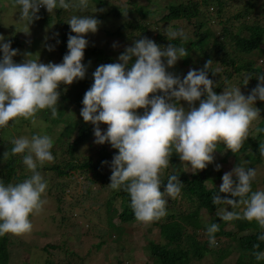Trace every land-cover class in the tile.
Wrapping results in <instances>:
<instances>
[{
    "label": "clouds",
    "instance_id": "clouds-1",
    "mask_svg": "<svg viewBox=\"0 0 264 264\" xmlns=\"http://www.w3.org/2000/svg\"><path fill=\"white\" fill-rule=\"evenodd\" d=\"M15 4L20 9L18 19L30 26L39 19L41 7L51 14L57 9L85 10L90 0H15ZM96 11L97 7L93 13ZM66 22L76 35L69 34L68 51L61 63L45 64L40 57L32 59L29 55L23 63H15L13 57L17 50L0 34L3 53L0 57V129L8 127L10 122L18 123L19 118L29 120L36 127V114L45 109L50 110L52 119L57 118L61 84L71 85L85 78L88 66L83 60L89 44L85 35L96 33L101 22L92 14L73 15ZM22 31L28 33L29 28ZM165 35L170 41L189 39L183 28H169ZM48 47L53 50V46ZM187 56L182 43L162 47L148 37L135 39L119 55V62L102 64L95 69L94 82L82 100L80 115L95 126L94 143H109L119 150L111 161V182L107 186L127 192L135 219L145 224L167 215L165 197L176 199L181 194L183 184L178 174L170 175L166 184L161 181L162 171L169 166L173 154L187 162L193 173L198 172L213 161L218 144L238 153L248 138L251 124L260 117V109L253 105L257 98L264 101V74H258L259 83L247 97L242 94L241 86H225L217 93L214 91L217 84L209 78V72L219 73L212 68V60L201 69H190L183 79L167 71ZM150 94L155 95L150 97ZM181 101H186L189 107L186 109ZM141 108L143 114L137 111ZM101 123L107 124L106 131H102ZM11 143V154H23L22 163L31 175L15 184L0 180V236L31 233L30 216L42 212L46 204L42 197L47 182L40 169L55 160L54 141L47 134L22 136ZM259 152L264 156V143L260 144ZM7 155L8 152L4 157ZM256 176L257 169L246 167L241 161L222 176L212 203L231 206V210H217L216 215L224 222L256 221L264 230V190L253 191ZM219 193H230L239 199L221 197ZM242 205V211H236ZM218 231L216 222L206 227L209 246H216ZM258 240L264 242V231ZM254 248L259 249L260 244ZM253 256L258 264L264 261V251H254Z\"/></svg>",
    "mask_w": 264,
    "mask_h": 264
},
{
    "label": "trees",
    "instance_id": "trees-1",
    "mask_svg": "<svg viewBox=\"0 0 264 264\" xmlns=\"http://www.w3.org/2000/svg\"><path fill=\"white\" fill-rule=\"evenodd\" d=\"M91 1L101 4V0ZM149 1L148 4H142L139 0H126L122 6H111L112 9L110 11L96 16L99 21H102L107 15L120 18L125 11H128L124 15L126 17L125 22H119L120 24L114 30H105L106 35L111 38L109 41L115 40L121 44L120 47L111 49L105 45H98L89 41L85 49L84 60L95 57L98 65L119 62L118 57L125 51L123 47L130 35L127 28L139 27L144 32L142 33V37L149 38L151 33H157L156 37L150 39L162 47H167L172 43L177 45L182 43V46L188 52V56L182 58L184 62L193 60L195 58L194 53H197L200 56L198 69L203 68L208 60H212V68L218 69L219 73L213 75L209 72V78L217 84V87L214 88V91L217 93L222 92L225 86H236V84H232L234 78L242 73H245L247 76L239 81L238 85L241 86V92L247 91L249 87L255 88L254 84H256L258 74H264V63L259 62V57L264 54V0ZM91 3L85 10L75 7L68 10L57 9L52 14L45 7H41L37 14L39 19H35L31 25L43 28L49 24L54 27L51 36L53 42H57L58 45L57 43H51L49 46H53L52 51L55 54L58 52L54 48L59 49V56L63 59L68 51L67 41L69 34L76 35L75 33H71L70 25L66 21L73 15H91ZM155 13L160 17L152 19L151 16ZM129 15L133 16L134 21L127 22ZM214 20V23L219 24L221 27L218 35H214L217 33L213 28L215 24L213 23L211 26ZM26 27L29 28V32L25 33V38L17 41L16 44L25 45L29 53L38 44V39L32 38L33 27L25 26L23 29ZM169 28L172 30L183 28L189 39L183 42L180 40H168L165 32ZM65 33H68L66 38H64ZM246 33L248 35H245ZM108 44L107 42L106 45ZM96 68L87 69L86 76L82 80L74 81L71 85L61 84V96L58 104L59 114L57 118L52 119L51 112L48 109L41 110L36 114V116L44 118L50 125L54 123V126L56 125L57 127L64 124V132L67 131L70 135L76 132L72 141L65 142V134L61 129V132L55 129L53 131L54 134L60 133L59 139L62 145V155L57 157L53 163L46 164L40 169L41 175L46 180L47 187L49 188H62L64 183L59 182L58 179L65 176L72 177L76 174V171H79V173L86 174L89 177L91 180L89 182L90 186L91 183H101V185H104V188L111 189L107 186L111 182L110 177L112 172L110 164L114 155L119 150L112 147L109 148L107 145L109 143H105L101 144L95 152L82 156L80 149L88 143L95 126L90 128V122L83 121L81 115L78 118H73L68 114L70 111L69 103L71 102L76 103L79 106L78 109H82L84 94L94 82L92 74ZM247 78H249V82L244 85ZM156 94L162 95V93ZM152 95L155 94H150V97ZM137 111L143 113L144 109L141 108ZM101 125L107 126L104 123H101ZM34 134L37 133L30 130L28 135L32 137ZM13 139L11 137L5 138L4 134H0V180H3L6 184L21 182L31 175L22 163L23 154H11L10 150L13 147L11 142ZM261 143H264V120L251 132L249 131L248 138L243 142L239 152L234 153L236 160L239 163L240 161L243 162L246 167H252L260 163L263 164L264 156L259 152ZM222 148H225V146L218 144L216 150ZM53 151H56V149L54 148ZM6 152H8V155L4 157ZM231 153L232 151L229 149V154ZM104 161L108 163H102ZM170 161L173 162L172 166H168L167 169L171 171L168 174H161V181L166 184L170 175H179L183 187L181 194L174 200V203H182L185 205V208L180 206V209L168 212L164 220L155 221L159 226V233L162 238L159 241L152 239L149 242V247L154 257L153 264H190L193 260H199V262L205 264V258L211 255L213 256V260L208 262V264H221L220 262L232 254H239L240 259L238 261L241 264H258L253 256V252L257 250L264 251V242L258 240L259 234L264 230L259 227L256 221L249 222L243 219L230 221L236 230H224L227 222H224L221 217L216 215L218 208L221 210V208L226 206L225 204L217 206L212 203L213 195L222 184V169H212L209 163L205 169L193 173L190 165L181 163L177 154H173ZM50 174L55 175L54 179L57 182L53 178H49ZM207 182H210V186ZM252 189L253 191L256 190L254 181ZM111 190L113 196L107 197V200L105 199L110 227L116 229L118 227L113 221L115 215L119 216L122 223H136L137 220L131 208L129 194L122 189L119 191ZM161 190L163 191V186ZM86 192L89 195L92 193L90 187L86 188ZM99 194L100 192H94L93 195L98 196ZM219 194L221 197L239 199L238 197H231L230 193ZM114 198L120 201L119 206L112 202ZM72 206L74 207V204ZM242 208L243 205L241 208L236 209V211L240 212ZM203 213L214 216L210 223H207L203 219ZM213 222L219 225V231L215 233V238L229 235V239L216 240L217 244L215 247L209 246L206 234V227ZM201 229H203V232ZM121 236L123 234L118 232L116 241L119 243L122 239ZM110 238L112 239V236ZM220 241L221 244L218 246ZM258 243L260 244V248L255 249L254 245ZM12 244L18 246V255L20 256L13 264H32L28 260V256L32 253L30 246L13 237L10 233L0 236V264H11L12 250L10 248ZM58 248L62 249L61 245ZM45 250H48V248ZM121 258L122 256H118L119 264H124ZM259 264H264V261L259 262Z\"/></svg>",
    "mask_w": 264,
    "mask_h": 264
},
{
    "label": "rangeland",
    "instance_id": "rangeland-1",
    "mask_svg": "<svg viewBox=\"0 0 264 264\" xmlns=\"http://www.w3.org/2000/svg\"><path fill=\"white\" fill-rule=\"evenodd\" d=\"M125 1L126 0H101V4L91 1L90 13L96 17L103 12L106 13L110 11L112 7L116 5L122 6ZM139 2L142 4H148L150 1L139 0ZM96 7L97 11L93 13ZM19 11V6L15 4V0H0V34L5 37L6 41L10 40L12 48L17 50V54L13 57V61L18 64L23 63L29 55L32 59L40 57V61L45 64L48 62L61 63L63 59L59 56L60 50L54 48L56 52H58L55 54V52L53 53L52 50L50 51L48 47L51 43H57L53 42L51 36V34H53L52 29L54 28L52 25L47 24L43 28H40L37 25H30V27H33L34 30L32 38L34 37L38 39V44H36V47H34L32 52L28 53L25 45L16 44L17 41H21V39L25 38V32L22 30H24L23 28L25 26H28L26 22L18 19ZM127 12L128 11H125L120 18H114L113 15H107L102 21H100L101 24L98 31L96 33H88L85 37L88 41L98 45H105L107 48H119L121 44L117 43L115 40L109 41L111 38L106 35L105 30H114L120 23L125 22L126 17L124 15ZM158 17L160 16L157 13L151 16L152 19H156ZM215 20L211 23V26ZM129 21H134L132 15H129L127 22ZM213 28L217 32L214 35H218L221 30L220 25L215 24L213 25ZM127 29L130 35L128 40L126 39L123 47L124 49L128 46H132L135 39L144 38L142 37V33L144 32L141 28L128 27ZM65 34L64 38L68 36V33ZM157 35V33H151L149 38L156 37ZM245 35H248V33ZM107 42L109 43L108 45H106ZM194 54L195 58L193 60L184 62L183 59H180L174 67L168 68L167 71L182 78L190 69H198L200 65V56L197 53ZM2 55L3 53L0 52V57H2ZM259 58V62L264 63V54H262ZM83 63L88 66L87 69L99 66L95 61V57L85 59ZM244 74L245 73L237 75L232 84L239 86V81L247 76ZM258 83L259 80L257 78L254 86L256 87ZM253 88L254 87L247 88L248 90L243 91L242 94L247 97L251 94ZM181 104L184 105L186 109L189 107L187 102L181 101ZM198 105L199 102H195V106L198 107ZM253 106L260 109V117L251 124L249 129L250 132L262 120H264V101L257 98L255 105ZM69 107L70 111L68 114L73 118H78L81 112V109H78L79 106L76 103L71 102L69 103ZM36 118L38 121V125L36 127H34L29 120L19 118L18 123L10 122L7 128L0 129V134H4L5 138L11 137L14 139L22 136L30 138L31 136L28 135L30 130L35 131L37 134H47L54 141L53 149L55 148L56 151H53L52 149V152L56 160L57 157L62 155V145L60 144L61 142L59 139L60 133L57 132L54 134L53 131L61 129L64 132L63 127L65 125L61 124L56 127V125L54 126V123L50 125V123L45 121L44 118L39 116H36ZM89 126L90 128H93L94 125L90 122ZM100 127L102 131H106L108 126L104 127L101 125ZM64 134L65 142H68L69 140H73L76 132L70 135L67 131H65ZM94 140L95 136L93 132L88 140V143L83 145L80 149L82 156L95 152V150L101 146V144L94 143ZM107 145L109 148L111 147L110 144ZM213 157L214 159L210 163L211 168L217 169V166L219 165V168L223 171V175L226 172L232 171L233 168L239 164L236 160L235 154L233 152L229 154V149L226 147L214 151ZM180 162L183 164L187 163L182 162L181 160ZM172 163L173 162L170 161L169 166H172ZM252 167L257 169V176L254 181L256 190H264V163L256 164ZM178 168L180 169V167ZM170 171V169L168 170L166 168L162 171V174H168ZM54 177V174H50L49 176V178H53V180L57 182ZM86 177V174L83 175L79 173V171H76V174L72 177L65 176L58 179L59 182L64 183L62 188L56 189L55 187H47L46 192L42 197L46 200L43 211L37 215L30 216V220L33 224V230L31 233L23 235L10 233L13 237L30 246L32 253L28 256V260L32 264H119L118 256H122L121 261H123L124 264H153L154 257L150 250L149 242L152 239L155 241L161 240L162 237L159 233V226L155 223V221L149 224L139 221L136 223H122L119 216L115 215V217H113V221L118 227L117 229L111 228L109 225L107 205L105 203L107 197L113 196V192L109 188H104V185H101V183H91L90 186L89 182H91V180L89 177H87L88 179ZM207 183L210 186V182ZM87 187H90V190H92L90 195L86 194ZM94 192H100V194L98 196H94ZM165 198L168 199L167 197ZM174 200L175 199L171 198L168 199L167 213L180 209V206L185 208V205L182 203L175 204ZM93 202L95 203L92 205ZM112 202L118 206L120 204V201H118L117 198H114ZM73 204L74 207L72 206ZM225 209L231 210V206L226 205L224 208H221V211ZM202 215L203 219L207 223H210L214 217L208 213H203ZM166 216L157 221L164 220ZM224 230H236V228L233 227L232 223L227 222ZM201 231L203 232V229H201ZM118 232L123 234V236H121L122 239L120 240V243L116 241ZM110 236H112V239ZM220 239H229V235H222L216 238V240ZM221 241L218 246H220ZM32 242L37 243L35 244ZM59 245H61L62 249L58 248ZM46 248H48L49 251L45 250ZM10 249L12 250L11 264H13V262L20 258L18 255L19 250L16 244H12ZM211 256H207L205 258V264H208V262L213 260V256ZM238 259H240L239 254H232L220 263L241 264ZM190 264L203 263L199 262V260H193Z\"/></svg>",
    "mask_w": 264,
    "mask_h": 264
}]
</instances>
